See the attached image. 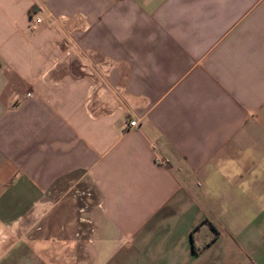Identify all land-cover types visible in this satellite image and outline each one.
I'll use <instances>...</instances> for the list:
<instances>
[{"label":"crops","instance_id":"0c3cea01","mask_svg":"<svg viewBox=\"0 0 264 264\" xmlns=\"http://www.w3.org/2000/svg\"><path fill=\"white\" fill-rule=\"evenodd\" d=\"M72 181L80 264H264V0H0V226Z\"/></svg>","mask_w":264,"mask_h":264},{"label":"rangeland","instance_id":"374dc122","mask_svg":"<svg viewBox=\"0 0 264 264\" xmlns=\"http://www.w3.org/2000/svg\"><path fill=\"white\" fill-rule=\"evenodd\" d=\"M80 186L68 182L49 194L52 208L32 232L1 227L0 264H80L91 227L87 231L77 220L80 200L74 190Z\"/></svg>","mask_w":264,"mask_h":264},{"label":"built area","instance_id":"2783aa9c","mask_svg":"<svg viewBox=\"0 0 264 264\" xmlns=\"http://www.w3.org/2000/svg\"><path fill=\"white\" fill-rule=\"evenodd\" d=\"M30 19H32L33 23H32V27L36 24H39L41 22V17L40 16H36L33 11H30ZM138 125V122L137 120H130L127 124V127L128 128H133V127H136ZM75 192V195L79 198L80 200V205H78L77 207V220H78V223H80L81 225L82 224H85L86 227H87V231L89 229V226H91V221L89 219V217L86 215V212H87V208H88V204H87V199L90 198L91 196V193L88 189H78L76 188L74 190ZM11 225H5V226H0V229L1 227H9ZM90 232H91V227H90ZM78 235V234H77ZM88 241L89 240V237H88Z\"/></svg>","mask_w":264,"mask_h":264}]
</instances>
